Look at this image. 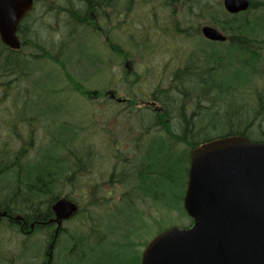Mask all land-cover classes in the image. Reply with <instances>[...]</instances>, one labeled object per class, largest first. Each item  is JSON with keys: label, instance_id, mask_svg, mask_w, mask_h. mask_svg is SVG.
<instances>
[{"label": "trees", "instance_id": "trees-1", "mask_svg": "<svg viewBox=\"0 0 264 264\" xmlns=\"http://www.w3.org/2000/svg\"><path fill=\"white\" fill-rule=\"evenodd\" d=\"M122 1L128 18L138 0H35L33 12L19 26L23 47L6 51L0 43V88L6 93L9 72L12 71L13 91H17L35 59H52L66 71L65 64L57 55H53L38 37L41 28L51 27L53 22L62 20L66 26V33H62L64 35L60 41V49L63 50L73 44V35L80 34V30H95L98 21L109 19ZM163 1L165 8H175L174 12H181L183 18L190 23L187 27H182L180 22L174 21L177 35L192 36V20L206 19L208 23L221 29L228 36V41H204L203 47L206 48L192 51L186 57L184 65L177 67L167 77V84L164 87L157 86L152 93V101L157 102L160 109L145 107L153 113L154 119L147 122L148 129H141L139 133L143 136L156 125L160 135L145 146L142 137L136 138L133 161L127 157L124 160L126 179L122 184L133 189L130 193H124L121 200L122 203L125 201L124 204L129 208L135 207L137 202H142L145 198L159 202L166 199L182 203L188 181L191 150L203 142L231 135H242L252 141H264V86L259 87L261 89L256 87L251 99L246 98L241 88L244 78L247 81L252 77L259 80L262 76L264 78V1L251 0L250 9L236 15L228 14L219 1ZM196 32L200 34L199 27ZM114 45L116 52L125 58L128 57L126 52ZM34 50L37 54H34ZM63 52L58 51L57 54ZM66 75L75 88L82 94L87 93L88 90H84L82 84L76 82L67 71ZM23 91L25 90L21 88L18 92ZM128 101L126 109L130 114V111L136 110L137 100L132 98ZM139 124L144 125L140 122ZM65 128L67 134L71 135L72 131L68 127ZM14 132L20 137L17 131ZM30 135H33L32 131ZM49 135L55 145L63 147L64 143L55 132L51 131ZM179 145L182 149H179ZM29 149L28 144L24 142L22 146L13 149L12 157H8L11 148L5 144L0 148L2 211L36 216L42 213L40 206L52 204L64 196L62 191L56 190H61L65 182L81 183V173L87 172L85 155L82 157L74 154L78 164L70 177L65 176L69 172L61 169L63 166L68 170L69 161H60V156H57L55 151L44 153L42 159L31 164ZM131 174L132 176L128 177ZM116 177L110 176L106 183L111 187L116 186L120 182ZM132 177L136 179H131ZM172 187L180 194L173 193ZM132 217L136 220L133 214ZM11 227L12 224L9 228ZM135 228L138 227L135 225L127 232H135ZM64 233H69V230L64 229L61 235ZM126 237L131 239L129 234ZM72 239L73 237L69 236V240ZM72 241H67L63 246L62 258L66 264H74L75 256L70 249ZM107 241L100 242L102 247L103 244L108 247ZM130 242L125 239L126 246L115 248L114 256L109 247H103V259L109 261L117 256L126 259L127 256L122 255L130 246ZM83 245L87 246L86 241ZM83 264L93 263L85 257Z\"/></svg>", "mask_w": 264, "mask_h": 264}, {"label": "rangeland", "instance_id": "rangeland-1", "mask_svg": "<svg viewBox=\"0 0 264 264\" xmlns=\"http://www.w3.org/2000/svg\"><path fill=\"white\" fill-rule=\"evenodd\" d=\"M211 1L221 3L222 0ZM163 2V0H138L128 18H126L124 4H118L115 13L122 12L121 17L114 15L111 21L107 20L105 24L100 22L99 27L102 29L100 34H97L98 36H82L79 44H77V46L80 45L78 48L77 46L73 47L74 44H72L66 49H60L62 33H66V26L62 20L53 22L52 28H41L37 35L52 54L64 51L60 58L65 63L67 70L73 74L76 81L82 83L89 90H100L103 80H100L101 76L96 77L95 75L91 78H85L84 66H80L76 62L78 52L86 55L89 54V51L94 52L95 61L99 62V66H102L103 63L104 70L109 67L104 71L103 76L108 78L110 90H115L121 97L136 98L140 102L149 101L146 94L153 92L157 86L164 87L167 84L164 79L170 76L177 67L184 65L186 57L192 51L206 48L203 47L202 37L196 33V28L207 23V20H192L194 28L191 32L194 33L193 36L187 38L177 35L175 34L174 21L180 22L182 27H187L190 23L183 18L181 12L175 13V8H165ZM107 38L126 52L128 57L119 58L117 53L108 44L106 45ZM34 54H37L36 50H34ZM121 73L122 76L118 79L117 76ZM243 81L241 88L247 99L253 98V90L256 87L261 89L259 87L264 86L263 76L260 80L252 77L248 81L244 78ZM21 88L25 91L18 92ZM13 92L20 95H14L12 103L6 101L5 96L0 101V148L5 144L8 148L16 149L22 146L25 140H28L27 128L24 125L21 126V119L18 120L20 137L15 133L7 132L9 129L6 127L8 117L14 114L16 110H21L25 100H27L25 108L27 111L30 110L29 108L53 109L57 103L64 104L65 110L59 115V120L73 121L74 136L78 142L92 141L88 140V134L92 127H97L95 134H91L90 138L95 137L93 141L95 152L100 158L95 169L97 170L102 166L106 175L112 172L111 167L115 165V161L110 158L115 150L112 142L115 140L124 141V138L127 137V131L138 127L135 119L127 116V106L120 105L108 98L89 101L78 95L75 88L72 89L69 82L64 79L59 66L51 59L33 60L30 71L23 77L17 91ZM58 92L61 94H55ZM3 94L4 89L0 88V95ZM144 107H138L137 113L141 116L139 121L147 124L153 120V113L144 110ZM7 110H9L8 113H6ZM54 117L57 118L58 113L54 114ZM127 118H130L132 122H129ZM48 132L42 126L37 127L34 140L35 147L30 155L31 164L42 159L39 155L43 148L40 147H45V152L47 150L49 152L55 151L57 156L64 154L61 158H70L69 150L66 147L65 151L64 147H56ZM159 135L158 133L157 137ZM148 137L149 135L145 138ZM178 147L182 149L181 145ZM108 177L96 178L95 183H100V190L91 192L89 196H83L78 191L73 195V189L69 182H65L61 190H56L69 195L68 197L72 198V201H77L83 208L87 209L86 212H82L74 219L64 222L69 233L61 236L64 239L63 243L67 241L69 243L71 232L81 236L89 234L92 237L103 234L104 238L110 237L107 243H109L108 247L112 250V254L115 255V248L118 249L119 245L117 242H121V238L130 240L132 244L136 243L129 249L127 247L124 251L125 255L130 257L135 254L140 257L146 244L161 230L173 226L182 228L189 225L191 218L182 211L181 202L166 199L159 202L145 198L142 202H135V207H127L124 204L125 201L122 203L121 200L122 191L116 192L114 190L112 191L113 195L103 191L110 187L105 183ZM101 188L104 189L101 190ZM171 189L174 190L173 193L180 194L174 187ZM119 204L122 207L120 213L114 211ZM89 217L92 219L91 221H95V228L93 229H90ZM135 225L138 230L128 233L127 231ZM6 226V221L0 220V251L7 253L11 247L8 239L12 237L21 238L22 235L17 232L18 227L15 226L11 230L7 229ZM119 234L121 237H118ZM128 234L131 235V239L126 237ZM36 236H41V234Z\"/></svg>", "mask_w": 264, "mask_h": 264}, {"label": "water", "instance_id": "water-1", "mask_svg": "<svg viewBox=\"0 0 264 264\" xmlns=\"http://www.w3.org/2000/svg\"><path fill=\"white\" fill-rule=\"evenodd\" d=\"M250 3L223 0L232 14ZM32 7L33 0H0V37L10 47L20 48L18 25ZM12 9L15 22L9 19ZM202 33L214 41L227 39L211 25ZM183 205L193 225L159 232L145 247L142 264H264V141L231 135L193 148ZM54 210L60 226L77 206L59 200Z\"/></svg>", "mask_w": 264, "mask_h": 264}, {"label": "flooded vegetation", "instance_id": "flooded-vegetation-1", "mask_svg": "<svg viewBox=\"0 0 264 264\" xmlns=\"http://www.w3.org/2000/svg\"><path fill=\"white\" fill-rule=\"evenodd\" d=\"M11 57V56H10ZM9 57V62L11 63V59ZM96 70L97 72L100 71L99 67H91L90 72H88L87 77H90V75L93 73V71ZM120 75L118 76V78ZM9 82V83H8ZM7 91L5 93V98L9 103H12L13 101V92H12V71L9 72V81H7ZM102 92L99 90L97 91H92L91 93L87 94V97L95 100L99 99L105 96H110L111 91L109 89V82L107 81L106 84H103L102 87ZM3 96V95H0ZM13 106V104H12ZM57 112H60L61 110L59 108L54 109ZM52 112L49 110V113L51 115H47L45 112V109H38L36 111H33V113H30V111H24L22 114L23 122L22 125L27 126L29 129L28 131H36L38 126H42L43 129L46 127V124H53V121L55 122L53 126L50 128L53 129H66L65 127H68L69 130L72 131L71 135V166L72 169H74L77 164L78 160L76 156L74 155L75 153L73 151V147H76L78 145L86 147V151L82 154V157L85 155L86 161H87V168H86V189H81L80 191L82 193H86L87 190L89 192H96L98 189L94 187L93 181L96 178L100 177H108L104 173V168L101 166L99 169H95L96 163L99 160V158H94L95 152H94V138L92 136V141L88 142H78L73 140V121L69 124V126H62L60 121H57L54 118L55 112ZM9 110H7V113ZM12 112V110H11ZM53 113V114H52ZM14 114L10 115L7 120V126L9 127L10 130H13L14 128ZM146 127L143 126H138L137 130L138 132L140 129H145ZM97 127H92L91 131L95 132ZM156 129V127H154ZM93 135V134H92ZM156 135V133H154ZM134 136L142 137L141 134H131L127 137L124 138V141H114V152H112V159L117 158L119 162V166L117 169L114 170V173L111 174V176H117L116 178L120 181L119 182V188H124L125 186L122 184L124 183V180L126 179V166L124 164V160L126 157L131 156L133 153H135V148L133 147H127L125 146L127 142H129L128 146H132L136 144L131 141H126V139H130ZM120 146L123 147V149L120 148ZM96 161L93 162V161ZM132 176L129 175L128 177ZM110 177V176H109ZM108 177V178H109ZM131 179H136L135 177H132ZM125 191V190H123ZM77 192L76 189H73V195H75ZM40 209L42 213L38 215H23V221L19 223L18 221L13 220L14 214L9 213L7 216L8 220L15 221L19 225V231L23 235L21 238H13V239H8L11 242V247L9 251L6 253V255H3L4 252L0 251V264H66L65 261L62 258L63 254V243L62 240L59 236L55 237L54 233L57 228V223L52 221L55 219L56 215L53 211V204H46L45 206H40ZM90 227L95 228V224L93 222H90ZM54 228V232H47L45 231L47 228ZM37 234H41V236H36ZM110 238H96V237H87L85 239L83 238H78L73 236V241L71 245V250H73V256L74 257V264H83L85 257L88 258V260L93 263V264H141L140 257H137L135 254L130 257H126L125 253L122 256H125L126 259H120L119 256L116 258L114 257L113 259L107 261L105 258L103 259V256L105 252L104 248H108L106 246L102 247V244L100 243L101 241L104 240H109ZM86 241L87 246L85 247L83 244ZM121 242H117L119 244L118 248L122 246H126L125 244V239H120ZM135 246L130 242V246ZM89 250L86 254L84 251ZM92 253V254H91ZM109 253V252H108ZM119 254V252L117 253ZM86 255V256H85ZM114 256V254H113ZM78 258V259H77ZM78 261V262H77Z\"/></svg>", "mask_w": 264, "mask_h": 264}, {"label": "clouds", "instance_id": "clouds-1", "mask_svg": "<svg viewBox=\"0 0 264 264\" xmlns=\"http://www.w3.org/2000/svg\"><path fill=\"white\" fill-rule=\"evenodd\" d=\"M9 19L12 22H15L16 21V14H15V10L14 9L10 10V12H9Z\"/></svg>", "mask_w": 264, "mask_h": 264}]
</instances>
